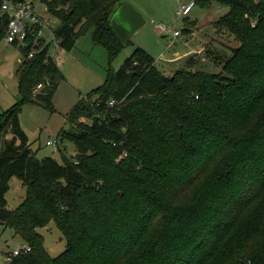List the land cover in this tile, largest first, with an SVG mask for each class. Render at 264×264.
<instances>
[{"label": "trees", "instance_id": "obj_1", "mask_svg": "<svg viewBox=\"0 0 264 264\" xmlns=\"http://www.w3.org/2000/svg\"><path fill=\"white\" fill-rule=\"evenodd\" d=\"M194 1L227 10L215 26L237 46L213 58L220 72L167 76L137 47L65 117L60 162L36 157L19 114L26 104L53 111L64 75L47 49L30 60L20 50V98L0 114V226L31 251L7 264H264V0ZM121 2H51L59 45L69 52L92 31L112 62L126 46L110 28ZM183 23L190 35L196 22ZM13 177L25 195L8 210ZM51 220L66 243L56 257L38 232Z\"/></svg>", "mask_w": 264, "mask_h": 264}, {"label": "rangeland", "instance_id": "obj_2", "mask_svg": "<svg viewBox=\"0 0 264 264\" xmlns=\"http://www.w3.org/2000/svg\"><path fill=\"white\" fill-rule=\"evenodd\" d=\"M178 2V0H137V7L139 5L147 17L146 20L141 14L146 23L112 62L109 61L107 52L102 46L93 44L92 31L77 39L75 46L69 52L61 51L59 64L64 79L52 96L53 111L34 104H26L21 106L19 114L21 128L28 138L31 151L35 152L38 159L49 156L58 162L61 161L57 146H47V142L55 141L57 134L68 128L65 117L79 98L89 96L94 89L104 83L109 66L115 70L120 68L137 47H143L151 57L155 58V66L161 72L173 74L176 69L183 67L211 73L220 72V66L213 64V58L218 57L219 61L221 58H227L230 49L237 46L229 35L217 30L215 26V21L227 10L218 9L216 5H212L208 10L195 6L187 16L189 21H196L197 29L194 30L196 33L191 36L184 31L183 18L177 19ZM156 25L165 28L171 26L180 32V36L173 39L171 47H168L172 40L171 31L160 34ZM200 45H203V50L191 57L190 53L197 50ZM207 53L212 57L208 58ZM191 58L194 63H189ZM20 61V50L0 41V114L12 108L20 98L17 92V76H15L16 67L22 62ZM62 146L67 156L74 154L71 143L63 142ZM9 186L4 196L7 201L6 207L8 210H14L23 201L25 188L15 177L9 180ZM38 232L43 237L44 248L50 257H56L65 250L66 243L54 221L51 220L46 227L38 229ZM22 243L12 229H4L0 226V264H6L12 251L18 249Z\"/></svg>", "mask_w": 264, "mask_h": 264}, {"label": "built area", "instance_id": "obj_3", "mask_svg": "<svg viewBox=\"0 0 264 264\" xmlns=\"http://www.w3.org/2000/svg\"><path fill=\"white\" fill-rule=\"evenodd\" d=\"M53 1L55 0H0V17L6 16L8 19L0 41L19 50L28 48L26 54L28 60L41 50L47 49L48 56L52 60H55L58 67H60L59 57L63 48L59 45L60 41H58L55 35L59 20L49 10V4ZM178 1L176 15L177 19H182L191 13L195 1L191 0L185 4L181 3L180 0ZM156 27L160 34H166L171 31L172 40L168 44V47L173 45V39L180 36V32L171 26L165 28L162 25H157ZM190 35L194 36L195 33L191 32ZM40 88L41 85L39 84L34 91ZM109 105H115L114 100L109 101ZM56 143V140L48 141L46 145L54 146ZM30 251V247L22 243L18 249L12 251L10 258L27 254ZM9 261L10 259L6 264Z\"/></svg>", "mask_w": 264, "mask_h": 264}, {"label": "water", "instance_id": "obj_4", "mask_svg": "<svg viewBox=\"0 0 264 264\" xmlns=\"http://www.w3.org/2000/svg\"><path fill=\"white\" fill-rule=\"evenodd\" d=\"M113 13L110 19V28H112L118 41L127 45L129 40L145 24V20L132 6L125 3H121Z\"/></svg>", "mask_w": 264, "mask_h": 264}, {"label": "crops", "instance_id": "obj_5", "mask_svg": "<svg viewBox=\"0 0 264 264\" xmlns=\"http://www.w3.org/2000/svg\"><path fill=\"white\" fill-rule=\"evenodd\" d=\"M136 1L137 0H127V1H124L123 2V0H122V2L121 3H125V4H129L130 6H132V7H134L135 9H137V10H135V11H137V12H139L140 14H142L145 18H146V20H147V17L144 15V12H142V10H141V7H139V5H138V7H137V3H136ZM189 1H191V0H188V1H183V0H181V3H183V4H185V3H187V2H189ZM218 9H220V8H218ZM141 15V16H142ZM142 16V17H143ZM143 17V18H144ZM145 18H144V20H145ZM153 18V17H152ZM187 19L189 20V18L187 17ZM146 20H145V23H146ZM191 22H196V21H191ZM157 26V25H156ZM155 26V27H156ZM156 29H157V27H156ZM192 29H197V26H196V24L194 25V27L192 28ZM194 33H196V31H193ZM138 46H140V45H138ZM203 45H200V46H198V48H197V50H193L191 53H190V56L191 57H194L195 56V54H197L199 51H201V50H203V48L204 47H202ZM141 47V46H140ZM142 49H143V47H141ZM145 50V49H144ZM146 51V50H145ZM147 52V51H146ZM148 53V52H147ZM149 54V53H148ZM155 63H156V60H155ZM60 68V67H59ZM16 69H17V67H16ZM62 71V70H61ZM163 73H165L164 71H163ZM167 76L168 75H171L172 73H165Z\"/></svg>", "mask_w": 264, "mask_h": 264}]
</instances>
